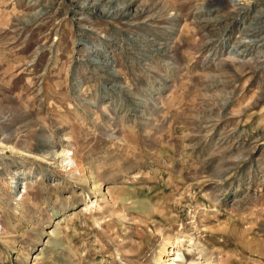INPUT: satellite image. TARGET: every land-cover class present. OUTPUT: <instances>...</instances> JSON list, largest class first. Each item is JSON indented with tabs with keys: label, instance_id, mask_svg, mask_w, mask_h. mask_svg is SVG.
Instances as JSON below:
<instances>
[{
	"label": "rangeland",
	"instance_id": "rangeland-1",
	"mask_svg": "<svg viewBox=\"0 0 264 264\" xmlns=\"http://www.w3.org/2000/svg\"><path fill=\"white\" fill-rule=\"evenodd\" d=\"M178 254L264 264V0H0V264Z\"/></svg>",
	"mask_w": 264,
	"mask_h": 264
},
{
	"label": "bare ground",
	"instance_id": "bare-ground-1",
	"mask_svg": "<svg viewBox=\"0 0 264 264\" xmlns=\"http://www.w3.org/2000/svg\"><path fill=\"white\" fill-rule=\"evenodd\" d=\"M65 164H64V167H65V169L67 168H69L70 166H73L72 164H75V160H74V158H72V156H70V155H68V153H67V157L65 158ZM74 167H70L69 168V170H72ZM77 168V167H76ZM82 170H84V167L83 166H81L80 167ZM80 169V170H81ZM73 173V172H72ZM99 188L96 186V184H94L93 185V187H92V190H98ZM104 191H105V188L103 189ZM111 190H113L112 189V187H108V189H107V192L108 193H110V195H112L111 193ZM31 192V187H26L25 188V191H24V193H23V196L21 197V199H24L23 197H24V195H27V194H29ZM101 195H103V196H105L106 194L105 193H103V192H101ZM114 196H116V198L115 199H117V200H119V201H121V202H125V201H127L126 199H124L123 197H122V195H120V193H115V195ZM117 203H118V201H116V205H117ZM165 244L164 245H166L167 244V242H164ZM178 243H180V241L178 242ZM162 252L164 253L165 252V246L163 247V249H162ZM185 258L181 255V254H178L177 255V257H176V260H174V264H182L183 263V260H184ZM158 261L161 263H164L163 262V259H162V257H160L159 259H158ZM178 262H180V263H178ZM192 264H195V262H193Z\"/></svg>",
	"mask_w": 264,
	"mask_h": 264
}]
</instances>
